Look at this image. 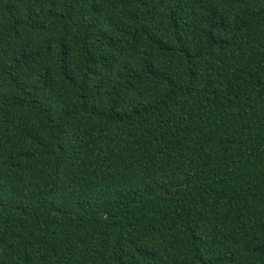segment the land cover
Wrapping results in <instances>:
<instances>
[{"label": "trees", "instance_id": "16d2710c", "mask_svg": "<svg viewBox=\"0 0 264 264\" xmlns=\"http://www.w3.org/2000/svg\"><path fill=\"white\" fill-rule=\"evenodd\" d=\"M0 264H264V0H0Z\"/></svg>", "mask_w": 264, "mask_h": 264}]
</instances>
